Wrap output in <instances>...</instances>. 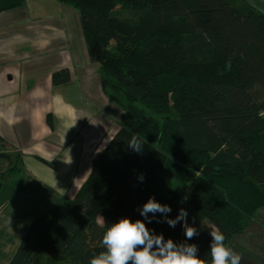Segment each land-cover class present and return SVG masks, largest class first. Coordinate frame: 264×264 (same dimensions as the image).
Listing matches in <instances>:
<instances>
[{"label":"trees","instance_id":"obj_1","mask_svg":"<svg viewBox=\"0 0 264 264\" xmlns=\"http://www.w3.org/2000/svg\"><path fill=\"white\" fill-rule=\"evenodd\" d=\"M54 1L78 11L102 91L122 114L74 198L30 222L9 264H89L121 217L185 242L183 221L140 216L150 197L171 207L170 219L187 211L199 233L187 243L210 264L212 228L227 246L264 207V16L241 0ZM23 3L0 0V13ZM52 81L68 84L69 71ZM133 136L140 152L128 146ZM15 160L0 186L17 176ZM163 173L175 185L164 187Z\"/></svg>","mask_w":264,"mask_h":264},{"label":"crops","instance_id":"obj_2","mask_svg":"<svg viewBox=\"0 0 264 264\" xmlns=\"http://www.w3.org/2000/svg\"><path fill=\"white\" fill-rule=\"evenodd\" d=\"M241 1L264 16V0ZM62 69L70 82L55 86ZM121 114L102 91L78 13L51 0L0 13V152L10 155L0 173L19 156L17 176L0 186V264L10 263L36 216L74 198ZM227 246L240 264H264V207Z\"/></svg>","mask_w":264,"mask_h":264},{"label":"clouds","instance_id":"obj_3","mask_svg":"<svg viewBox=\"0 0 264 264\" xmlns=\"http://www.w3.org/2000/svg\"><path fill=\"white\" fill-rule=\"evenodd\" d=\"M128 146L135 152L142 150L136 136L131 138ZM143 179L141 175L139 180L142 182ZM138 211L148 223L157 213L171 228L183 221L185 242L176 243L171 238L166 240L163 234L157 235L154 230H150L143 220L132 221L128 217H121L118 222L107 227L102 237L105 251L94 255L89 264H208L199 257L198 246L187 243L199 233L187 223L186 210L181 209L175 219H170L168 214L172 211L171 207L150 197ZM97 222L103 226L105 219L101 216ZM210 236V264H240L241 256L225 245V236L219 229L210 231Z\"/></svg>","mask_w":264,"mask_h":264},{"label":"rangeland","instance_id":"obj_4","mask_svg":"<svg viewBox=\"0 0 264 264\" xmlns=\"http://www.w3.org/2000/svg\"><path fill=\"white\" fill-rule=\"evenodd\" d=\"M51 1H53L54 3H56V5L58 4L54 0H51ZM32 4H34V0H24V3H23V5L21 7L23 9V8L29 6V5H32ZM67 7L71 8L73 11H75L76 13H78V11L76 9H74L73 7L68 6V5H67ZM24 51L27 52L26 47H25ZM115 127H116V125H115ZM4 164H5L4 162H3V164H0V169H4L5 168L6 164L5 165ZM2 173H4V172H2ZM2 173H0V174H2ZM160 179L165 184V185H163L164 187H170V185H175L174 182L172 181L170 175H168V173H163L162 175H160ZM171 187H173V186H171ZM176 188H177V186H176Z\"/></svg>","mask_w":264,"mask_h":264}]
</instances>
